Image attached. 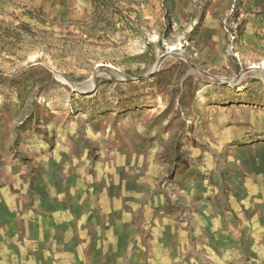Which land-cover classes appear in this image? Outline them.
I'll return each mask as SVG.
<instances>
[{"label": "rangeland", "instance_id": "rangeland-1", "mask_svg": "<svg viewBox=\"0 0 264 264\" xmlns=\"http://www.w3.org/2000/svg\"><path fill=\"white\" fill-rule=\"evenodd\" d=\"M240 90L264 106V0H0V183L67 146L81 158L80 143L96 145L90 159L103 146L177 169L184 146L174 136L164 157V118L190 133Z\"/></svg>", "mask_w": 264, "mask_h": 264}, {"label": "crops", "instance_id": "crops-1", "mask_svg": "<svg viewBox=\"0 0 264 264\" xmlns=\"http://www.w3.org/2000/svg\"><path fill=\"white\" fill-rule=\"evenodd\" d=\"M238 92L190 133L164 118V157L174 136L184 146L177 169L105 158L103 146L90 159L96 145L80 143L81 158L67 146L64 159L10 172L0 264H264V206H249L264 205V159L247 161L264 156V106Z\"/></svg>", "mask_w": 264, "mask_h": 264}, {"label": "water", "instance_id": "water-1", "mask_svg": "<svg viewBox=\"0 0 264 264\" xmlns=\"http://www.w3.org/2000/svg\"><path fill=\"white\" fill-rule=\"evenodd\" d=\"M99 69H97L95 72H94V75H93V78L89 81L90 85L91 86H94L95 84V78H96V75H97V72H98ZM242 73V72H241ZM57 79L65 86L69 87L70 89H74L75 88V85L71 82H68L66 81L64 78L60 77L59 75H56ZM123 78L128 81V82H136L138 81L139 79H134V78H130V77H127V76H123ZM216 83H219V84H226L225 82L221 81V80H215ZM93 88V87H91ZM93 91V89H91V91H87V92H78V94L80 95H83V96H86V95H89L91 92Z\"/></svg>", "mask_w": 264, "mask_h": 264}]
</instances>
